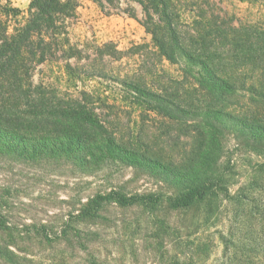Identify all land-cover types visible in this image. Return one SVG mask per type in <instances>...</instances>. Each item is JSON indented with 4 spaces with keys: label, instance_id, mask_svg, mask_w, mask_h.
Listing matches in <instances>:
<instances>
[{
    "label": "trees",
    "instance_id": "trees-1",
    "mask_svg": "<svg viewBox=\"0 0 264 264\" xmlns=\"http://www.w3.org/2000/svg\"><path fill=\"white\" fill-rule=\"evenodd\" d=\"M93 1L103 13L106 6L120 11L121 0ZM123 1L140 6L156 47L151 52L136 47L132 56L149 51L173 65L183 59L186 66L179 79L166 78L154 63L143 72L142 56L129 59L124 74L96 64L104 50L109 64H122L127 57L113 44L86 46L88 50L72 41L69 23L76 17L77 0H31L26 13L10 5L0 8V171L18 169L15 178L29 184V172L40 166L67 167L92 177L116 163L146 174L169 191L167 196H128L116 190L98 194L79 201L82 220L98 218L109 205H139L157 212L163 206L177 213L199 210L208 225L227 203L233 206L232 216L238 214L250 199L243 187L233 195L230 191L234 166L225 142L234 140L237 151L264 160V22L212 15L188 22L173 0ZM202 4L209 11L217 8L211 1ZM45 67L55 68L68 88L51 86ZM94 79L109 81L123 96L110 104L105 92L78 90V84ZM150 128L171 140L168 150ZM173 132L175 139L170 138ZM256 166L264 173V163ZM4 182L0 230L9 241L3 246L15 240L8 214L12 190L19 188L10 175ZM15 190L16 195L20 190ZM228 234L233 238L231 227ZM1 245L0 256L11 260L13 247Z\"/></svg>",
    "mask_w": 264,
    "mask_h": 264
},
{
    "label": "rangeland",
    "instance_id": "rangeland-1",
    "mask_svg": "<svg viewBox=\"0 0 264 264\" xmlns=\"http://www.w3.org/2000/svg\"><path fill=\"white\" fill-rule=\"evenodd\" d=\"M77 1L76 17L69 23L72 41L85 49L86 46L94 49L113 44L127 57L122 64H109V53L104 50L96 64L124 74L129 59L142 56L143 72L154 63L166 78H180V69L186 66L183 59L179 58L177 65H173L150 54L156 47L144 27L146 17L139 5L121 0L120 11L106 6L107 12L103 13L93 0ZM173 1L178 2L182 20L188 22L208 15L234 17L242 22H264V0H251L249 3H241L240 0ZM206 1L214 2L217 8L209 11L207 5H201ZM30 2L0 0V8L10 5L26 13ZM141 46L149 47L150 52L142 51L138 54L141 56H132L133 49ZM93 55L96 56L94 52ZM44 70L51 86L63 90L68 88L57 78L55 68L45 67ZM77 86L80 91L90 87L105 92L110 104L114 98L123 96L109 81L94 79ZM238 114L242 116V113ZM124 121L127 118L124 117ZM150 129V133L161 136V148L168 150L171 140L163 137V132ZM176 136L177 133L173 132L170 138L175 139ZM225 153L231 155V165L234 166L232 195L243 187L242 192L250 201L244 202L238 214L233 216V206L227 203V210L217 211L209 225L204 223L199 210L177 213L167 206L157 212L147 211L139 205L127 208L109 205L98 218L80 219V200L85 203L90 197L112 190L123 191L128 196L168 195L169 191L160 188L153 178L116 163L105 165L92 177H83L67 167L40 166L29 172L28 178L33 179L29 184L22 177V180L15 178L19 174L18 169H2L0 187L10 175L12 182L19 187L15 189L20 191L17 190L15 195L16 190H12L13 204L8 214L15 240L7 245L13 247L11 251L15 256L9 257L13 263L0 256V264H264V173L256 168L264 160L237 151L234 140L225 142ZM253 180L257 182L251 186ZM230 227L233 238H229ZM222 235L228 243L221 239ZM8 241V234L0 230L1 246L2 242Z\"/></svg>",
    "mask_w": 264,
    "mask_h": 264
}]
</instances>
